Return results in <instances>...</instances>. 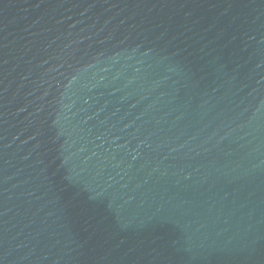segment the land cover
I'll return each instance as SVG.
<instances>
[{
	"label": "water",
	"instance_id": "water-1",
	"mask_svg": "<svg viewBox=\"0 0 264 264\" xmlns=\"http://www.w3.org/2000/svg\"><path fill=\"white\" fill-rule=\"evenodd\" d=\"M0 264H264V0H0Z\"/></svg>",
	"mask_w": 264,
	"mask_h": 264
}]
</instances>
